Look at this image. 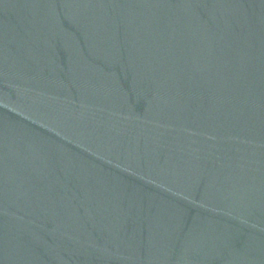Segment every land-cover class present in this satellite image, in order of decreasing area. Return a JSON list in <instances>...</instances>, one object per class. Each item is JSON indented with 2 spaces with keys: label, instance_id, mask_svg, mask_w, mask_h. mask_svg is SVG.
<instances>
[{
  "label": "water",
  "instance_id": "95a60500",
  "mask_svg": "<svg viewBox=\"0 0 264 264\" xmlns=\"http://www.w3.org/2000/svg\"><path fill=\"white\" fill-rule=\"evenodd\" d=\"M0 264H264V0H0Z\"/></svg>",
  "mask_w": 264,
  "mask_h": 264
}]
</instances>
